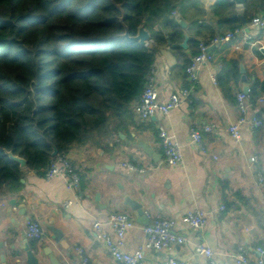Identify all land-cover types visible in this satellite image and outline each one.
<instances>
[{
	"label": "crops",
	"instance_id": "0c3cea01",
	"mask_svg": "<svg viewBox=\"0 0 264 264\" xmlns=\"http://www.w3.org/2000/svg\"><path fill=\"white\" fill-rule=\"evenodd\" d=\"M201 1L207 11L205 20L216 22L211 7L218 0ZM247 27V34L264 45V29ZM238 39L211 48L213 61L201 68L194 85L184 81L170 48H160L152 76L158 99L166 103L178 94L181 105L150 121L134 118L135 124L117 131L107 151L71 147L67 157L80 178L79 193L68 189L63 176L47 179L23 169L22 190L14 197L0 198L6 202L5 207L0 206V264L2 257L6 264H27L25 245L40 264H49L46 249L60 264H119L94 229L101 223L104 232L118 243L108 222L119 212L131 216L135 223L124 234L120 248L125 253L134 254L143 247L145 226L158 219L174 220L175 231L187 237L185 244L145 251L142 264H166L172 258L180 264H210L194 252L198 243L209 247L221 264H236L237 256L244 252L250 264H256L261 257L257 249L264 250V185L259 181V175L264 178V125L253 130L249 124L241 125L239 142L227 129L239 117L236 94L251 90L255 81H264V54ZM235 63L241 79L223 87L218 75ZM184 90L189 91L186 97ZM248 106L249 117L257 115L264 121V106L252 101ZM159 126L178 142L184 156L182 165L166 164ZM206 126L213 127V132L206 133ZM195 129L203 136L204 151L191 143ZM125 196L142 204L145 217L124 204ZM68 201L74 205L65 207ZM197 210L206 214V226L194 230L185 216ZM29 220L43 229L38 241L27 237Z\"/></svg>",
	"mask_w": 264,
	"mask_h": 264
},
{
	"label": "trees",
	"instance_id": "16d2710c",
	"mask_svg": "<svg viewBox=\"0 0 264 264\" xmlns=\"http://www.w3.org/2000/svg\"><path fill=\"white\" fill-rule=\"evenodd\" d=\"M211 14L216 22L205 20L201 0H0V198L23 188L26 171L11 156L44 177L54 150H109L117 131L135 124L160 48H170L186 82L201 41L247 27L264 0L241 10L218 0ZM141 29L148 46L135 40ZM227 71L218 75L223 87L241 79L236 63ZM262 95L264 81H255L254 105Z\"/></svg>",
	"mask_w": 264,
	"mask_h": 264
},
{
	"label": "built area",
	"instance_id": "2783aa9c",
	"mask_svg": "<svg viewBox=\"0 0 264 264\" xmlns=\"http://www.w3.org/2000/svg\"><path fill=\"white\" fill-rule=\"evenodd\" d=\"M263 30L264 29V14L255 16L252 18L251 23L248 25L247 29L251 30ZM238 38H243L245 41L249 42L251 46H257L258 51L264 54V45L261 42L254 41L250 37L246 29H235L231 32H228L224 35H217L212 38V40L207 43L206 41H201L199 44V52L194 55L191 59V64L187 68V79L193 85L198 82V74L201 68L207 64H210L213 61L211 54V48L218 46L222 43H232V41L239 40ZM151 41L147 43L148 46ZM153 68L151 71V77L148 79L149 82L146 85L142 95L141 100L136 103L134 108L135 118L141 121H150L156 117L157 114L167 115L171 111L175 110L181 105L182 98L178 94L170 96L169 101L166 103L160 102L158 99V93L156 84L153 79ZM251 90L246 89V91H240L236 94L237 97V110H238V119L234 125H231L227 132L233 140L239 142L241 139L239 127L241 125L249 124L250 128L253 130L255 128H260L264 125L263 119L259 118L257 115L249 117L248 108L251 101V96H249ZM182 94L186 97L189 95L188 90H184ZM257 104L264 106V97L257 100ZM206 133L213 132V127L206 126L204 128ZM158 137L161 139V145L163 148V156L165 157V162L168 166L176 167V165H182L184 163V156H182L181 148L177 141L170 137L166 132L163 126L158 128ZM191 143L192 145L198 146L201 151H204L202 146L201 133L198 130H192L191 132ZM131 170H134V167H129ZM55 176H63L67 178V187L70 190L80 192V178L76 174L71 160L66 156H56L51 162L50 169L46 173V178L51 179ZM259 181L264 185L263 176L259 175ZM80 199L79 195L77 196ZM65 207L69 208L74 205L73 201H68L65 204ZM0 206L5 207L6 202L0 201ZM223 209V208H222ZM185 222L187 225L194 229H202L206 226V214L201 210L192 211L186 213ZM109 226L113 232V235L118 239V243L113 241L111 235H108L104 232L101 223H96L94 229L97 235L103 240L105 247L113 256L114 260L119 264H142L145 259V251H161L167 248L170 245L185 244L187 242V237L184 234L177 233L175 231L176 222L172 219H158L145 226L144 232L147 235V241L136 253L128 254L121 250V243L125 237V232L134 227V221L128 214L124 212H119L112 214L109 222ZM44 235L43 229L39 223L29 220L27 223V237L32 241L40 240ZM243 251V250H241ZM257 251L260 253L261 257L257 259L256 264H264V250L258 248ZM194 252L197 255L205 256L210 260V264H221L214 260V252L205 246L203 243H198L195 246ZM82 255V252L80 253ZM84 262H87V259H84ZM166 264H180L175 259H169ZM236 264H250L249 259L245 255V252L238 255L236 258Z\"/></svg>",
	"mask_w": 264,
	"mask_h": 264
},
{
	"label": "water",
	"instance_id": "95a60500",
	"mask_svg": "<svg viewBox=\"0 0 264 264\" xmlns=\"http://www.w3.org/2000/svg\"><path fill=\"white\" fill-rule=\"evenodd\" d=\"M229 1L233 2L237 8H243L245 3H246V0H229ZM182 26L184 28H186V23L183 22ZM135 40L139 41L141 45H147V43L150 40V35L146 30L141 29L138 36L135 37ZM184 40L185 41L181 44V47L184 49H187L188 48V42H189V35L186 33L184 34ZM244 91H246V89H244ZM147 152H148V150H147ZM149 153H151V152L149 151ZM52 156L53 157L57 156L56 150H54ZM11 158L19 163L21 169L27 168V164H26L25 160L18 158V157H13V156H11ZM12 203L14 204V202H12ZM124 204L126 206L130 207L133 211L137 212L138 215L145 217L142 204L137 203L136 201L132 200L129 196H125ZM55 234L57 237H59L58 233H55ZM55 241L61 242V244L64 245L63 240H59V238H55ZM24 250H26V252H27V264H40L36 255L33 253V251H31L29 249V247L27 245L24 246ZM45 254H46V256H48L49 264H60L58 262V260L51 254L49 249L45 250ZM1 260H2V264H6L4 257H2Z\"/></svg>",
	"mask_w": 264,
	"mask_h": 264
}]
</instances>
